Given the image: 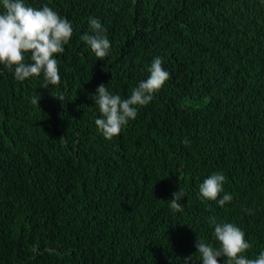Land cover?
Instances as JSON below:
<instances>
[{
    "label": "trees",
    "instance_id": "obj_1",
    "mask_svg": "<svg viewBox=\"0 0 264 264\" xmlns=\"http://www.w3.org/2000/svg\"><path fill=\"white\" fill-rule=\"evenodd\" d=\"M24 2L48 5L73 36L54 57L59 85L44 88L43 73L18 81L0 65V264H202L197 238L218 247L209 218L239 227L244 255L258 258L264 0ZM89 17L111 44L102 60L80 39ZM155 57L169 79L107 140L95 124L97 87L128 98ZM217 172L223 192L210 201L199 186ZM225 193L233 199L221 207Z\"/></svg>",
    "mask_w": 264,
    "mask_h": 264
},
{
    "label": "clouds",
    "instance_id": "obj_2",
    "mask_svg": "<svg viewBox=\"0 0 264 264\" xmlns=\"http://www.w3.org/2000/svg\"><path fill=\"white\" fill-rule=\"evenodd\" d=\"M0 65L9 71L14 70V77L24 81L30 77H39L43 73L44 88L49 85H59L61 81L58 61L54 58L65 51V45L73 36V27L65 18L61 17L48 5L42 8L26 6L24 0H0ZM90 33L83 34L80 39L94 52L98 59L106 57L111 47L110 41L103 34L101 22L98 18L89 17ZM27 56V60H26ZM105 70V69H104ZM150 76L141 81L131 90L128 98L122 99L119 95L111 94L108 86L100 84L96 94L92 97L101 114L95 120L99 131L107 140L119 136L122 127L130 120H135L138 107L148 105L155 94L163 88L169 79V73L162 67V58L155 57L149 68ZM40 100V99H39ZM37 98H32L33 104H39ZM58 100L62 102L63 96ZM62 138V137H61ZM188 144L187 138L182 141ZM225 176L214 173L199 186L201 196L210 201H216L223 192ZM184 196L180 189L173 193L170 208L181 211L180 201ZM233 197L225 193L219 199V205L224 207ZM244 211L252 214L251 210ZM214 225V237L218 247L197 238L195 247L202 264H264V252L258 258L249 259L244 254L250 248L245 239V233L235 224L221 222L209 218ZM192 257H187L184 264H191Z\"/></svg>",
    "mask_w": 264,
    "mask_h": 264
}]
</instances>
